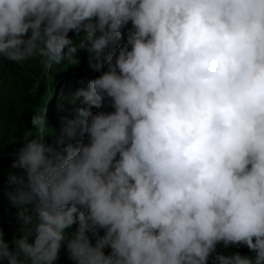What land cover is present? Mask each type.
I'll return each instance as SVG.
<instances>
[{
	"label": "clouds",
	"instance_id": "1",
	"mask_svg": "<svg viewBox=\"0 0 264 264\" xmlns=\"http://www.w3.org/2000/svg\"><path fill=\"white\" fill-rule=\"evenodd\" d=\"M82 51L100 75L45 101L74 106L60 142L81 139L58 152L48 108L31 116L0 260L264 264V0H0V66L53 79Z\"/></svg>",
	"mask_w": 264,
	"mask_h": 264
},
{
	"label": "trees",
	"instance_id": "2",
	"mask_svg": "<svg viewBox=\"0 0 264 264\" xmlns=\"http://www.w3.org/2000/svg\"><path fill=\"white\" fill-rule=\"evenodd\" d=\"M73 39L75 34L70 33ZM119 43H123L121 40ZM80 63L77 65H68L63 62L55 67L51 72V77L45 72L39 59H33L23 65L4 61L0 66V145H2V155H0V228L4 233V239L11 241L14 237L21 235L22 223L17 219V208L10 204L7 192L11 190L9 177L20 175L22 169L13 168L12 164L16 157L13 155L24 143L23 133L32 127L31 116L37 114L39 108L46 106L48 108V124L50 129L55 133L48 137V143L53 145L58 152L63 153L67 143H76L81 139L60 142V115H66L72 118L74 115L73 105L68 104V111L58 113L55 110L56 98L53 97L50 102H45L50 93L54 90L59 93L63 89L66 96H71L80 88H86L87 82L100 75V72L93 71L88 67V54L86 52L78 53ZM40 80V89L36 95L29 94L28 90L32 84ZM84 83L81 84L80 81ZM110 110V109H109ZM93 112L97 109L93 108ZM75 225L72 230H75ZM34 237H30V242ZM10 247H14L10 245ZM225 255H230L234 251H240L241 254L251 255L246 247L230 248L224 250L218 249ZM0 264H8L5 258L0 260ZM57 264H74L70 260L66 248L62 249L60 259Z\"/></svg>",
	"mask_w": 264,
	"mask_h": 264
}]
</instances>
